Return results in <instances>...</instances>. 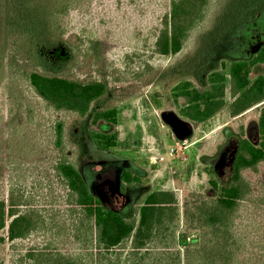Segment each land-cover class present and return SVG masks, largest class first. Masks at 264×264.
Here are the masks:
<instances>
[{
    "label": "rangeland",
    "instance_id": "obj_1",
    "mask_svg": "<svg viewBox=\"0 0 264 264\" xmlns=\"http://www.w3.org/2000/svg\"><path fill=\"white\" fill-rule=\"evenodd\" d=\"M170 7L171 0L0 3V199L10 186H18L55 219L46 232L18 241L19 248L52 237L63 252L85 258L90 251L73 239L65 210L67 190L54 170L60 156L53 144L58 119L64 123L65 154L76 163L87 191L106 208L126 214L146 191H174L175 242L152 247L149 263L166 264L175 252L181 258L186 246H199L189 240L199 230L187 225L185 206L213 199L212 180L228 185L241 126L248 139L258 142L259 107L231 117L225 106L194 126L178 117L175 86L188 80L204 87L207 72L218 68L220 60L247 58L264 44V0H207L202 19L190 29L181 49L160 55L154 42ZM14 54L20 66L10 64ZM28 66L46 73L103 78L108 90L83 117L55 111L29 85L24 74ZM259 73H264V66L255 67L251 78ZM111 107L117 110L116 125L91 124L95 111ZM91 128L117 130V144L108 150L96 147L88 134ZM124 171L139 176L140 183L125 184ZM242 176L249 192L234 211L232 232L239 252L233 264H264V162ZM178 234L186 237L185 247L176 242ZM7 252L5 245L0 250L5 264Z\"/></svg>",
    "mask_w": 264,
    "mask_h": 264
},
{
    "label": "trees",
    "instance_id": "obj_2",
    "mask_svg": "<svg viewBox=\"0 0 264 264\" xmlns=\"http://www.w3.org/2000/svg\"><path fill=\"white\" fill-rule=\"evenodd\" d=\"M206 5L207 0H171L170 12L164 16L154 42V51L160 55L177 53L190 29L202 19ZM10 64L19 65L15 54L11 55ZM258 66H264V44L247 58L220 60L218 68L207 72L204 87H197L188 80L175 86L178 117L194 126L207 121L225 106L231 117L259 107L256 119L258 142L254 144L248 139L241 126L237 149L230 164L228 185H218L212 180L213 199L185 206L187 225L199 230L198 236L189 240L199 246H186V237L178 234L176 242L186 246L183 255L180 258V253L175 252L166 264H233L236 260L239 249L235 248L236 239L232 232L234 211L249 192L242 172L246 169L254 171L260 162H264V73L251 78ZM24 74L35 94L47 106L81 117L88 113L92 102L108 90V81L103 78L86 79L46 73L29 66ZM227 91L229 103L226 102ZM178 98L183 99L181 103ZM99 121L116 125V108L95 111L91 124L96 125ZM63 124L58 119L53 125V144L60 153L54 170L67 190L68 207L65 210L73 239L89 247L90 251L85 258L63 252L52 237L19 248L18 241L46 232L55 219L44 214L22 188L10 186L7 196L0 199V231L5 230V234L0 235V250L7 245L6 264H151L146 259L152 247L175 242L178 206L174 191H146L126 214L106 208L87 191L76 163L65 154ZM88 134L96 147L104 150L114 147L118 141L117 130L103 132L91 128ZM121 180L131 185L140 183L141 179L130 171H124ZM123 250L125 256L121 261ZM5 262V258L0 256V264Z\"/></svg>",
    "mask_w": 264,
    "mask_h": 264
}]
</instances>
